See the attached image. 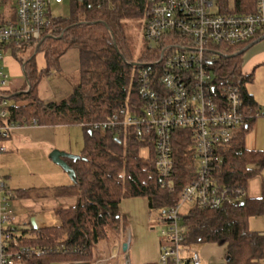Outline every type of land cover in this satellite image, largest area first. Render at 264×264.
<instances>
[{
  "label": "trees",
  "instance_id": "1",
  "mask_svg": "<svg viewBox=\"0 0 264 264\" xmlns=\"http://www.w3.org/2000/svg\"><path fill=\"white\" fill-rule=\"evenodd\" d=\"M214 1L221 11L229 10L231 0ZM254 3L255 0H233V8L237 12L252 11ZM71 5V17L52 21L39 40L4 47L21 64L25 76L19 93L9 96L0 93L1 97L13 100L8 105V121L80 125L107 119L121 108L135 110L141 104L137 71L153 53L144 42V56L138 63L131 62L124 52L127 40L124 27L132 20L145 22L148 0H71ZM29 43L35 44V54L27 56ZM73 48L78 50L79 69L71 93L57 101H42L37 93L40 80L51 68L58 67L60 58ZM240 48L241 45L233 46L212 68L216 87L231 82L239 87L244 114L243 124L219 150L220 168L215 177L219 183L245 190L249 177L264 168V151L247 150L244 144V135L250 126L247 119L254 117V103L245 90L241 72L244 51H238ZM37 52L45 60V67L41 69L35 61ZM82 127L85 143L81 158L67 159L77 181L54 188L58 197L74 196L75 204L55 210L60 219L58 225L21 230V244L50 249L62 245L63 249L32 255L23 264L93 262L97 242L104 240L109 232L125 230L126 224L119 213V203L124 198L144 197L150 211L162 212L177 203V193L160 186L151 145L147 158H143L139 150L146 143L130 130L128 134L116 136L113 132ZM172 133L173 180L178 191L189 179L181 170L193 160L187 149L189 132L176 129ZM259 215H264V183L257 198H249L245 193L241 201L218 209L191 207L182 214V223L187 227L186 244L191 247L200 242L225 245V260L217 264H253L264 258V234L251 231L248 220Z\"/></svg>",
  "mask_w": 264,
  "mask_h": 264
},
{
  "label": "built area",
  "instance_id": "2",
  "mask_svg": "<svg viewBox=\"0 0 264 264\" xmlns=\"http://www.w3.org/2000/svg\"><path fill=\"white\" fill-rule=\"evenodd\" d=\"M63 1L0 0V59L4 47L39 40L53 21L49 5ZM214 5V0H148L143 38L153 54L137 71L141 104L135 110L121 108L107 119L80 124L116 136L130 130L145 147H153L160 186L177 193V203L157 218L163 225L158 264H203L200 253L186 244L183 204L218 209L245 197L242 187L219 183L215 177L220 168L219 150L243 124L244 114L239 87L232 82L216 87L212 68L233 46L264 36V0H255L253 10L246 12H237L234 6L213 11ZM8 105L0 96V155L6 152L1 138L23 125L7 120ZM256 115H264V108ZM176 129L189 132L187 149L194 168L178 191L171 144ZM12 196L13 190L0 174V264H23L32 255L62 251V245L50 249L21 244V231L12 227L16 222L10 207ZM91 263L106 264V260Z\"/></svg>",
  "mask_w": 264,
  "mask_h": 264
},
{
  "label": "crops",
  "instance_id": "3",
  "mask_svg": "<svg viewBox=\"0 0 264 264\" xmlns=\"http://www.w3.org/2000/svg\"><path fill=\"white\" fill-rule=\"evenodd\" d=\"M6 50L7 49L3 50L2 55ZM241 50L244 51L242 54L241 72L243 77L245 78V90L249 95H251V98L254 103V110L252 112L254 115L256 111L264 108V36L247 45H241V48L238 49V51ZM0 60L3 61L4 56H2V59ZM3 63L4 67L7 65L9 66L11 64L10 58H6ZM59 67L61 72L63 73V76L58 77L56 73H54V70L51 73H46L38 84L37 93L39 98L44 102L57 101L71 93L73 84L70 80V76L76 74L79 69L78 50H68L60 58ZM7 73V71H3L2 68H0V93L5 94L6 96L19 93L20 90H22V88L24 87L25 82H23L19 87H10L9 82L7 81L9 78V73ZM4 75H6L5 79L3 77ZM3 79L5 80L4 84L1 83ZM8 102L11 103L9 100ZM247 120L250 121V126L244 135V144L246 149L253 151H264V115H256L252 118H248ZM66 126L68 127L71 125L23 124L20 128L14 130L13 132L7 133L1 138V143L6 147V152L0 155L2 162L4 161L5 164H7L9 162L7 160L10 159V157L19 156L24 149H30L32 151H35L31 152L30 154L40 152L44 159H46L47 153L53 147L65 150L67 152H74L72 150L73 145L70 139L63 140L62 143H59L60 134L63 136V129L67 128ZM67 131L69 132V130ZM10 168L11 167H8V164L4 167L6 172L10 171ZM254 176H260L262 179L259 193L261 195L262 184L264 183V168L260 169L255 175L249 177L248 181ZM2 177L5 183L7 182V180H13V176L11 175L10 177H8L7 173L4 174V176ZM65 180L66 176H62V181L66 182ZM248 181L246 183L245 189L246 196L249 198L260 197V195H257V197H251L248 195ZM67 185L70 184L59 186ZM56 187L46 188L45 191L41 190V188L34 187H29L27 189H13L14 196H12L11 201H16L19 209L14 211L11 206V203L10 207L16 217V222L13 224L12 227L16 229L17 232L21 231L22 229L32 228L29 223L31 217H34L36 219V224L38 228L43 226H55L60 224L59 217L57 216V219L55 218L52 220V218H49V216L45 215V212L47 210L44 211V208H48L55 211L57 208L60 207L65 208L73 206L76 202V198L74 196H56L54 194V188ZM17 190L24 191L19 193L17 192ZM139 204L140 209L145 207V205L147 204L146 198L128 197L122 199L119 203V207L121 208V221L126 224L125 237L123 238V241L127 243L126 249L122 250V246L120 245L121 243H114L108 248V244L103 246L101 245L102 240H99L96 245L97 249L95 252V259H105L106 264H114V260H117L116 264H124V262H126L125 264H127L129 257H131V246L129 243V238L131 239L132 244L133 233L139 227V222L141 220V218H139V216L141 217L139 212H131L128 208L129 206L133 205L138 207ZM122 205H126L127 210H122ZM127 220H130V223H128ZM21 224H24V226H22ZM248 227L251 231L264 234V215L250 217L248 220ZM159 250L160 246L158 245V248L155 249V253H151L152 257H150L148 253L143 254L142 251H134V264L150 263L148 262L150 260L157 261L159 256ZM156 261H154V263L157 264ZM52 264L65 263L53 262ZM253 264H264V258L257 260Z\"/></svg>",
  "mask_w": 264,
  "mask_h": 264
},
{
  "label": "rangeland",
  "instance_id": "4",
  "mask_svg": "<svg viewBox=\"0 0 264 264\" xmlns=\"http://www.w3.org/2000/svg\"><path fill=\"white\" fill-rule=\"evenodd\" d=\"M217 2H215V5L212 7L213 11H216V8H218ZM230 8L233 7V0H231ZM72 5L71 0H64L61 4H56L52 2L49 5V15L54 20L59 19H69L72 15ZM143 21H129L126 22V25L124 27L125 35H126V45L124 48V52L130 57V61L133 63H138V59L140 57H143L145 54V43L143 38ZM28 51L26 52V55H33L35 54V44L29 43L27 45ZM72 50H77L73 48ZM25 55V54H24ZM4 60L6 58H10V65L4 67L3 61L0 60V68H2L3 71H7L9 78L8 82L10 87H19L23 82H25V76L22 70V67L20 66V63L16 61V59L12 56L10 50L4 51L3 55ZM26 56V58H27ZM25 58V56H24ZM35 61L37 64V67L39 69L45 67V60L43 57V54L41 52H37L35 55ZM141 63V62H140ZM145 63V62H143ZM13 64V65H12ZM55 70V71H54ZM56 73V75L63 76L60 67L51 68L48 72ZM47 72V73H48ZM78 74H74L70 76V80L72 84H74L75 79L77 78ZM9 101L12 103L13 100L9 99ZM67 127V126H66ZM64 134L63 136L60 134L59 143H62L63 140L70 139L73 145L72 150L74 152H67L65 150H61L59 148L53 147L46 155V159H44L40 152H36L33 154H30L32 151L30 149H24L19 156H13L10 157L7 161H9L8 167L10 168V171L6 172L4 167L5 162H2V159L0 157V174L1 176H4V174L7 173L8 177L11 175L13 176V180H7V186L13 190L18 188H41V190H46V188H52L59 185H65V184H71L72 180L68 176V174L57 164H55L50 158L49 154L52 150L57 149L60 151H64L73 155H81L82 150L84 148V130L81 125H71L67 128L63 129ZM69 130V132L67 131ZM149 153V149L147 147H141L139 150V154L143 158H147ZM7 168V166H6ZM184 171V172H183ZM193 162H191L188 166L184 167V169L181 170V173L191 174L193 173ZM62 176H66V182L62 181ZM261 177L260 176H254L248 181V187H247V193L251 197H257L260 194V187H261ZM65 183V184H62ZM144 198V197H142ZM11 206L14 211L18 210L17 202L10 201ZM191 207L189 204L185 203L181 207V212L185 213L188 211ZM127 210L126 205H122V210ZM131 212H139L141 217L139 222V227L137 230L133 233L132 236V244L131 239L129 238L130 243V255L127 264H134V251L137 252H143V254H149L150 257H152L151 253H155V249L158 248V245L160 246L161 243V228L163 225L157 221V218L161 215V211L159 210H149L147 207V204L145 207L140 209L139 206H129L128 208ZM47 210V211H46ZM149 210V211H148ZM45 215L49 216V218L57 219V215L55 211L44 208ZM119 213H121V208L119 207ZM128 221V220H127ZM130 223V220L128 221ZM24 226V224H21ZM52 226V225H51ZM125 237V230L123 232L122 229H119L115 232H109L108 236L102 240L101 245L108 244V248L114 244H120L121 246L123 243V238ZM128 238V236H127ZM123 241V242H122ZM163 243H166L165 239H163ZM194 248L200 253L201 259L203 264H217L222 263L225 260V251L226 246L216 243H204L200 242L194 245ZM137 249V250H136ZM112 253V252H111ZM117 260H114L113 263L116 264ZM156 260H150L148 262H154ZM157 262V261H156ZM126 262H124L125 264ZM158 264V263H157Z\"/></svg>",
  "mask_w": 264,
  "mask_h": 264
},
{
  "label": "water",
  "instance_id": "5",
  "mask_svg": "<svg viewBox=\"0 0 264 264\" xmlns=\"http://www.w3.org/2000/svg\"><path fill=\"white\" fill-rule=\"evenodd\" d=\"M50 159L57 165H59L70 177L72 182H76V176L74 169L68 164L66 159H71L73 161L81 158L80 155H73L64 151H60L57 149H54L49 154ZM31 227L33 229H37L36 219L34 217L30 218L29 221ZM127 247V243H123L122 250H125ZM65 264H86L84 262H74V263H65Z\"/></svg>",
  "mask_w": 264,
  "mask_h": 264
}]
</instances>
